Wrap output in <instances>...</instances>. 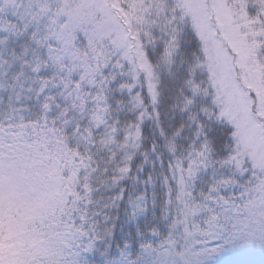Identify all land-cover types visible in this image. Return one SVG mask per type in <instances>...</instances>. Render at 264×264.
I'll list each match as a JSON object with an SVG mask.
<instances>
[{"label":"snow or ice","instance_id":"snow-or-ice-1","mask_svg":"<svg viewBox=\"0 0 264 264\" xmlns=\"http://www.w3.org/2000/svg\"><path fill=\"white\" fill-rule=\"evenodd\" d=\"M264 264V0H0V264Z\"/></svg>","mask_w":264,"mask_h":264},{"label":"rangeland","instance_id":"rangeland-1","mask_svg":"<svg viewBox=\"0 0 264 264\" xmlns=\"http://www.w3.org/2000/svg\"><path fill=\"white\" fill-rule=\"evenodd\" d=\"M223 259H225L226 261L236 262V264H240V262H243L249 259H255L256 261H259L260 257L258 255L255 257H246L242 255H226L225 257H223Z\"/></svg>","mask_w":264,"mask_h":264}]
</instances>
